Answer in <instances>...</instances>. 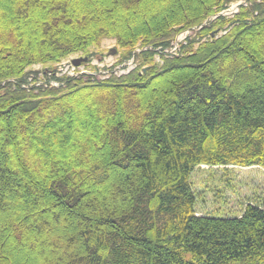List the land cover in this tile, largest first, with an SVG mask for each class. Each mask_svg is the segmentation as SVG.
Returning <instances> with one entry per match:
<instances>
[{"label": "trees", "instance_id": "1", "mask_svg": "<svg viewBox=\"0 0 264 264\" xmlns=\"http://www.w3.org/2000/svg\"><path fill=\"white\" fill-rule=\"evenodd\" d=\"M239 1L0 0V264H264V209L197 216L192 180L264 169V0ZM105 39L137 68L28 88Z\"/></svg>", "mask_w": 264, "mask_h": 264}, {"label": "rangeland", "instance_id": "2", "mask_svg": "<svg viewBox=\"0 0 264 264\" xmlns=\"http://www.w3.org/2000/svg\"><path fill=\"white\" fill-rule=\"evenodd\" d=\"M248 2V0H247ZM232 8H235L234 5ZM194 31L183 34V40ZM112 49L122 50L116 40L105 39L100 46L94 47L91 53L106 56L104 62L109 65L118 60L119 57L109 55ZM146 49V48H145ZM137 50L142 51L140 48ZM80 54H75L71 59H78ZM97 59V58H96ZM96 62V61H95ZM105 63L101 64L104 65ZM61 68L66 71L69 68V58H65ZM33 69L40 68L35 65ZM224 168L211 169L209 166H201L193 175L194 190L196 192L197 216L215 218H237L241 217L250 204L264 209V169L258 166L242 168L229 166L225 172ZM211 176V177H210ZM215 177V179H213Z\"/></svg>", "mask_w": 264, "mask_h": 264}, {"label": "built area", "instance_id": "3", "mask_svg": "<svg viewBox=\"0 0 264 264\" xmlns=\"http://www.w3.org/2000/svg\"><path fill=\"white\" fill-rule=\"evenodd\" d=\"M93 66H96L97 63L94 62L92 64ZM65 67L64 65H60L59 66V69H58V72H57V76L60 77V76H64V75H70V76H91V77H98V78H103V76H105L107 74V72H103V71H97V70H94L92 67H87V66H83V67H75L73 66V64L71 63V61L69 60V68L64 71L62 70L61 68ZM100 67H105V65H99ZM129 70L132 69V62L129 63ZM53 76V73H49L48 74V77L51 78ZM43 77V80L45 82H47L46 80V77L45 76H42ZM31 82H33V79L31 78L30 79ZM58 86L59 84L57 82H55L54 80H51L47 86Z\"/></svg>", "mask_w": 264, "mask_h": 264}, {"label": "water", "instance_id": "4", "mask_svg": "<svg viewBox=\"0 0 264 264\" xmlns=\"http://www.w3.org/2000/svg\"><path fill=\"white\" fill-rule=\"evenodd\" d=\"M115 53H116V50H114L113 54H115ZM83 61H87V60H83ZM81 62H82V60H79V61H76L75 63H76L77 65H79Z\"/></svg>", "mask_w": 264, "mask_h": 264}]
</instances>
